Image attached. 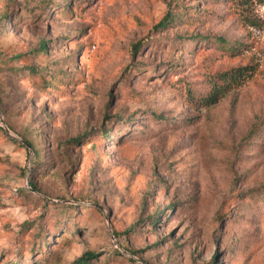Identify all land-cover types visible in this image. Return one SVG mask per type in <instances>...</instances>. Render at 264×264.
Returning a JSON list of instances; mask_svg holds the SVG:
<instances>
[{
	"label": "rangeland",
	"instance_id": "374dc122",
	"mask_svg": "<svg viewBox=\"0 0 264 264\" xmlns=\"http://www.w3.org/2000/svg\"><path fill=\"white\" fill-rule=\"evenodd\" d=\"M86 252L264 264V0H0V264Z\"/></svg>",
	"mask_w": 264,
	"mask_h": 264
},
{
	"label": "trees",
	"instance_id": "16d2710c",
	"mask_svg": "<svg viewBox=\"0 0 264 264\" xmlns=\"http://www.w3.org/2000/svg\"><path fill=\"white\" fill-rule=\"evenodd\" d=\"M68 3H63L61 9L58 11L59 13H62V15H67V9H68ZM199 10H197L198 12ZM187 12H183V14H186ZM11 14L6 13L3 16V20L8 21V19H10ZM180 15L173 11V10H168V12L164 15L163 19L159 22L160 28L164 29L170 25H173L174 23L178 22L180 20ZM206 38V37H201ZM219 42H222V46L223 47H227V44H229V42H227V40L223 39V38H219L217 39ZM137 47V45L135 46ZM230 50L235 49L234 47L229 48ZM27 69L32 75L34 76H40L41 78V83H43V87H45L48 83H50V80H45L42 73L38 71L37 68H34L33 65H28L26 68H23L21 70ZM245 67L241 68V67H237L234 69H230V70H226L223 72H220L218 74H216L215 76L211 77V80L209 82L210 84V89L207 91V93L201 98V102L205 105H209L211 103H215L220 97H222L223 95H225V93L231 88V82L232 81H238L240 78L244 77V71H245ZM20 70L15 69L12 72L18 73ZM187 95L186 97H188L190 100L195 101L196 100V96L193 94V91L190 92V90L186 91ZM110 133V132H109ZM109 133H106L107 135H109ZM81 139V137H76L74 138L72 141L73 142H77ZM31 145H33L31 143ZM33 187L37 188V186L35 184H33ZM259 193H256V195H258ZM253 197H255V193H251L247 196L248 200H251ZM247 200V201H248ZM74 226H77V224L74 223ZM43 243H47L45 240L43 241ZM95 258V254L93 252H86L78 261L76 264H90L92 259Z\"/></svg>",
	"mask_w": 264,
	"mask_h": 264
}]
</instances>
